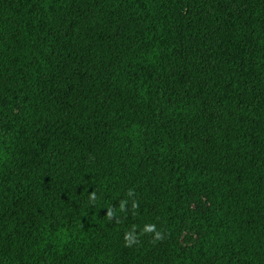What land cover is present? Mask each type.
<instances>
[{
  "label": "trees",
  "instance_id": "1",
  "mask_svg": "<svg viewBox=\"0 0 264 264\" xmlns=\"http://www.w3.org/2000/svg\"><path fill=\"white\" fill-rule=\"evenodd\" d=\"M0 264H264V0H0Z\"/></svg>",
  "mask_w": 264,
  "mask_h": 264
},
{
  "label": "rangeland",
  "instance_id": "2",
  "mask_svg": "<svg viewBox=\"0 0 264 264\" xmlns=\"http://www.w3.org/2000/svg\"><path fill=\"white\" fill-rule=\"evenodd\" d=\"M194 205H192L193 207ZM187 235V234H186ZM191 238H187L186 236H184V238L182 239V242L184 245H188L191 243V239H195L196 235L194 233H189L188 234Z\"/></svg>",
  "mask_w": 264,
  "mask_h": 264
},
{
  "label": "clouds",
  "instance_id": "3",
  "mask_svg": "<svg viewBox=\"0 0 264 264\" xmlns=\"http://www.w3.org/2000/svg\"><path fill=\"white\" fill-rule=\"evenodd\" d=\"M148 230H149V231H151L152 229H151V228H149ZM156 238H157V239H159V238H160V235H159V233H157V235H156ZM126 239H127V237H126Z\"/></svg>",
  "mask_w": 264,
  "mask_h": 264
}]
</instances>
